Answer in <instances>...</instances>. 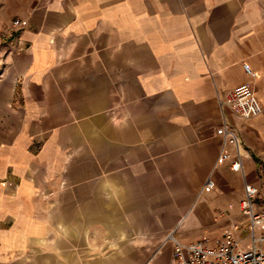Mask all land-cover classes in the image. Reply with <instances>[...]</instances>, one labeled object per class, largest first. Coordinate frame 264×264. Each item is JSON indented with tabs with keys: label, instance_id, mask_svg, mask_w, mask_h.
<instances>
[{
	"label": "crops",
	"instance_id": "0c3cea01",
	"mask_svg": "<svg viewBox=\"0 0 264 264\" xmlns=\"http://www.w3.org/2000/svg\"><path fill=\"white\" fill-rule=\"evenodd\" d=\"M232 90L261 113L235 117ZM245 181L264 210V0H0L1 258L56 234L60 207L97 233L160 235L138 264L225 230L248 248Z\"/></svg>",
	"mask_w": 264,
	"mask_h": 264
},
{
	"label": "built area",
	"instance_id": "2783aa9c",
	"mask_svg": "<svg viewBox=\"0 0 264 264\" xmlns=\"http://www.w3.org/2000/svg\"><path fill=\"white\" fill-rule=\"evenodd\" d=\"M13 24L19 25L20 21L15 20ZM243 68L247 73L254 75L248 65L243 64ZM222 105L235 117L241 119L255 117L262 111L257 97L243 91L226 92L223 95ZM216 132L234 149L232 158L227 151H224L219 156L218 162L231 158L230 168L242 173L244 146L237 130L234 126L223 123ZM213 187V181L208 179L206 188ZM257 194L258 187L245 181L239 210L247 220L246 229L250 236L248 248L240 247L232 231L225 230L213 242H210L207 236H202L199 240L188 244L176 241L172 256L173 264H264V210L258 211L256 208Z\"/></svg>",
	"mask_w": 264,
	"mask_h": 264
},
{
	"label": "rangeland",
	"instance_id": "374dc122",
	"mask_svg": "<svg viewBox=\"0 0 264 264\" xmlns=\"http://www.w3.org/2000/svg\"><path fill=\"white\" fill-rule=\"evenodd\" d=\"M152 188L155 193L161 192L160 187ZM63 208H58L56 234L23 252L0 257V264H138L149 261L150 254L158 256L162 252L152 247L160 235L97 233L100 228L93 212L86 214L78 207L76 216L67 219ZM65 221L72 226L65 227Z\"/></svg>",
	"mask_w": 264,
	"mask_h": 264
},
{
	"label": "bare ground",
	"instance_id": "6f19581e",
	"mask_svg": "<svg viewBox=\"0 0 264 264\" xmlns=\"http://www.w3.org/2000/svg\"><path fill=\"white\" fill-rule=\"evenodd\" d=\"M169 237H172L171 235H169Z\"/></svg>",
	"mask_w": 264,
	"mask_h": 264
}]
</instances>
